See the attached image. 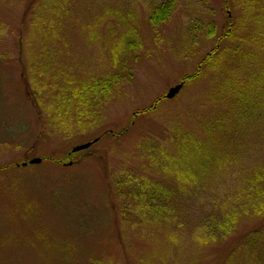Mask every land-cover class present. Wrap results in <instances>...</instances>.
Segmentation results:
<instances>
[{
    "label": "rangeland",
    "instance_id": "obj_1",
    "mask_svg": "<svg viewBox=\"0 0 264 264\" xmlns=\"http://www.w3.org/2000/svg\"><path fill=\"white\" fill-rule=\"evenodd\" d=\"M41 1L0 0V264H264V215H236L229 234L209 227L239 175L264 163V111L240 123L239 143L233 134L210 143L206 129L230 101L223 88L230 69L202 68L176 98L143 114L198 74L230 17L238 37L256 32L252 21L264 13L254 9L264 0H178L171 19L155 28L149 14L161 0H63L46 22ZM136 25L143 49L130 64L133 75L79 126L76 95L84 101L87 87L119 70L123 32ZM256 56L264 74V53ZM242 73L243 82L258 77ZM187 133L190 140L174 138ZM99 137L72 166L51 160ZM206 153L229 161L220 167ZM37 158L44 161L21 166ZM201 163L213 171L200 175ZM123 171L176 188V212L124 219L109 183Z\"/></svg>",
    "mask_w": 264,
    "mask_h": 264
},
{
    "label": "trees",
    "instance_id": "obj_2",
    "mask_svg": "<svg viewBox=\"0 0 264 264\" xmlns=\"http://www.w3.org/2000/svg\"><path fill=\"white\" fill-rule=\"evenodd\" d=\"M62 1L63 0H42L40 4V22L52 20L53 18L48 16L49 9H54V6L61 4ZM247 1L251 2L252 0ZM255 1L257 0H254V2ZM177 3L178 0H161L155 4L149 14L150 25L155 28L169 21ZM254 10L264 13V6ZM245 11L247 12L246 9ZM129 18H131L132 22L136 20V17L133 18L129 16ZM127 20L128 17H126L125 22ZM227 24L228 28L225 34L219 38L216 48L200 62L198 74L186 77L185 79L188 82L197 80L202 73V68L230 69L228 78L223 82V88L226 91L230 89L225 95V98L230 100L226 101L228 107L225 110L220 109V115L206 130L208 135L212 138L210 143H216L215 138L217 136L223 137L225 134L229 137L233 134L231 136L232 142L237 144L242 138V133L239 132L240 123L251 118L257 119L264 111V105L262 101H260V97L264 94V85L262 86L264 74L260 70L261 64L258 62L256 56V52L264 53V15L252 21V24L257 25L258 29L256 32L251 35L246 34L244 36H239L240 38L236 33L237 28L234 26L236 24H233L230 19H228ZM214 30L215 29L209 32L206 37L211 38L214 36ZM41 33L47 34V30L42 29ZM123 33V37L127 39V44L125 47H122L123 51L120 55L119 64L115 65L119 67V70L116 71V68L115 71L109 72L97 80L94 85L87 87L88 98L84 101L82 92L76 95L82 100L75 101V112L73 110V114H76L79 126H83L81 123L82 118L88 116L90 110L98 108L101 103L106 104L112 97L114 91L120 88L122 84L133 75V70H130V64L138 58V53L143 49V43L137 25L136 28L130 26ZM223 40H227V45H221ZM227 54H231V57H228ZM222 63L230 66L223 67L221 65ZM244 71H255L258 77L250 82H243L242 76L245 75V73L242 72ZM213 72H215V70ZM99 97H102L100 99L101 101H96L95 99ZM161 103L162 101H156L152 107L143 112L156 113ZM228 108H230L229 111ZM226 123L230 125V128L225 129ZM174 138L176 140L187 141L191 139V136L188 133L183 136L178 134L175 135ZM164 143L165 141H162L160 148L158 147V153L162 155L165 153L164 149L166 145ZM161 149H163V151H161ZM29 153L30 151H27L26 155ZM79 154L80 152H70L66 156V160H51L57 163L73 162V157ZM206 155L209 158L210 153H206ZM228 157V154L224 153L220 155L219 160L209 159L212 160L213 164L221 167L222 164L229 161ZM199 158L200 157L194 158L192 161L193 164L198 162L200 160ZM199 170L202 176L209 171H213L204 163H201ZM240 178H242L240 186L235 189L234 196L220 204L218 216L215 223L213 222L212 225L209 226L210 228L229 234L231 233V229L239 224L235 219L236 215L252 214L250 216L255 217L264 215V163L247 167L246 171L241 176L239 175L238 179ZM109 183L111 188H115V191H117V194L120 196L119 204H121V207L119 208H121L122 217L127 221L132 218L133 223L134 220L152 217L150 215L152 212L159 214V216H163L167 211L176 212L178 205L181 203L177 200V189L165 184L160 178H149L144 175H136L133 172L123 171L115 176L113 184L111 181Z\"/></svg>",
    "mask_w": 264,
    "mask_h": 264
},
{
    "label": "water",
    "instance_id": "obj_3",
    "mask_svg": "<svg viewBox=\"0 0 264 264\" xmlns=\"http://www.w3.org/2000/svg\"><path fill=\"white\" fill-rule=\"evenodd\" d=\"M183 88V84H180L174 88H172L168 95H167V98L169 99H172L174 98L179 92L180 90ZM98 140H96L94 143H96ZM93 143H88V144H85V145H81V146H78V147H75L73 149V152H78V151H82V150H86L88 148H90L92 146ZM42 163V160L41 159H33L32 161H30V164L31 165H35V164H41ZM25 166L27 164H24Z\"/></svg>",
    "mask_w": 264,
    "mask_h": 264
}]
</instances>
